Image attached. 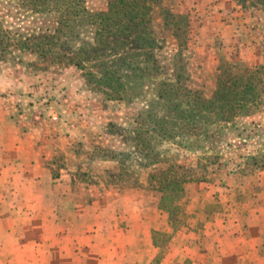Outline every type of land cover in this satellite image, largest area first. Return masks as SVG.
I'll return each instance as SVG.
<instances>
[{"label":"rangeland","instance_id":"1","mask_svg":"<svg viewBox=\"0 0 264 264\" xmlns=\"http://www.w3.org/2000/svg\"><path fill=\"white\" fill-rule=\"evenodd\" d=\"M107 1L90 4L104 10ZM231 1L260 24L264 44V0ZM201 3H158L171 16L165 25L161 11L153 12L150 28L160 49L148 52L158 67L148 73L135 70L150 66L145 51L111 45L96 56L90 50L86 71L108 70L118 80L115 87L111 82L113 88L86 80L67 61L13 60L0 54V106L8 102L18 119L36 130L46 156L42 182L47 191L38 208L42 229L62 225L54 220L68 212L69 223L63 225L89 237L86 255L76 256L85 260L81 264H156L152 261L159 250L151 231L172 230L157 208L158 187L172 177L182 181L180 203L186 215L169 241L159 239L166 246L159 264H264V246L248 253L259 239H244L249 192L264 185V92L256 108L229 122L201 117L184 95L188 90L210 99L222 68L264 70V57L255 64L222 52L219 36L212 40L209 31H202ZM165 82L179 88L171 97L160 96ZM4 115L3 110L2 122ZM221 213L230 223H219ZM233 214L241 215L240 225ZM11 226L0 207V231ZM236 233L240 239H232ZM52 244L44 237V250ZM31 255L27 264L52 263L47 253L37 263Z\"/></svg>","mask_w":264,"mask_h":264},{"label":"trees","instance_id":"2","mask_svg":"<svg viewBox=\"0 0 264 264\" xmlns=\"http://www.w3.org/2000/svg\"><path fill=\"white\" fill-rule=\"evenodd\" d=\"M1 1L0 54L4 57L15 60L30 56L52 63L67 61L80 70L86 80L110 88H113L111 82L115 87L118 80H112L108 70H97L96 74L86 71L84 59L89 57L90 50L99 56L100 48L108 51L111 45L112 49L119 45L131 46L141 53L145 51L142 55H148L145 61L150 64L135 67L136 71L148 73L158 68L148 52L160 49L150 28L154 10L161 11L165 25L171 16L168 9L159 6L161 0H108L104 10L94 9L90 4L92 0ZM174 27L178 32L179 27ZM69 55L72 58H68ZM262 72L264 74L262 68L238 71L227 65L219 71L217 89L210 99L204 100L187 90L184 94L190 96L187 104L203 118L229 122L259 105L258 99L264 92ZM177 89L174 84L165 82L160 85V96L171 97ZM158 192L157 208L166 215L172 230L151 231L152 245L159 250L152 261L156 264L166 251L159 239L169 241L177 231L180 218L186 215L180 203L184 187L179 178L165 179Z\"/></svg>","mask_w":264,"mask_h":264},{"label":"crops","instance_id":"3","mask_svg":"<svg viewBox=\"0 0 264 264\" xmlns=\"http://www.w3.org/2000/svg\"><path fill=\"white\" fill-rule=\"evenodd\" d=\"M213 4L214 0H202L200 4L198 16L202 21V31H209L212 40L219 36L222 52H229L234 59L260 63L264 57V44L260 41V24L253 15L241 11L231 0H219L216 5ZM2 107L0 106V207L4 209L12 226L0 231V261L3 260V264H27L28 255L32 254L30 259L37 263L47 253L51 264H81V260L85 262L76 256L86 255L89 237L86 232L72 231L63 225L69 221L68 212L60 213L62 215L54 220L62 222V225H56L49 232L43 231V217L38 208L42 203V192L47 191L42 182V177L48 171L46 156H43L41 145L37 142L36 130L31 126L28 128L27 121L18 119L14 107L8 102ZM3 110L7 114L4 115V122L1 121ZM249 194V214L244 221L247 233L244 234V239H259L253 246L248 245V253L253 254V250L264 246V185L261 184ZM222 213V221L219 223H230L231 219ZM233 215L234 223L240 225L241 215ZM211 224L215 226L217 222ZM232 228L233 232H238L235 226ZM221 234L223 233L218 235ZM237 235L233 234L232 239H240ZM44 237L53 241L46 250ZM14 258L17 262L12 261Z\"/></svg>","mask_w":264,"mask_h":264}]
</instances>
